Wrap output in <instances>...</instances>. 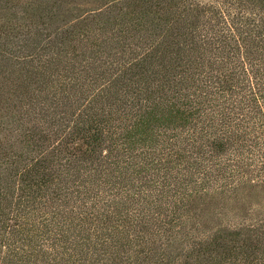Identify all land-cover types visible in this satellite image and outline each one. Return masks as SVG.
Wrapping results in <instances>:
<instances>
[{
    "label": "trees",
    "instance_id": "obj_1",
    "mask_svg": "<svg viewBox=\"0 0 264 264\" xmlns=\"http://www.w3.org/2000/svg\"><path fill=\"white\" fill-rule=\"evenodd\" d=\"M255 4L0 0V264H264ZM191 18L202 21L190 35ZM148 35L160 38L143 66L159 50L177 56L145 87L123 61ZM38 81L42 94L22 101ZM50 111L55 134L75 124L65 146L27 126ZM78 137L106 153L83 164Z\"/></svg>",
    "mask_w": 264,
    "mask_h": 264
},
{
    "label": "rangeland",
    "instance_id": "obj_2",
    "mask_svg": "<svg viewBox=\"0 0 264 264\" xmlns=\"http://www.w3.org/2000/svg\"><path fill=\"white\" fill-rule=\"evenodd\" d=\"M189 2H194L195 4H202L203 6H207L209 4H217L218 2H221L223 0H188ZM253 2H255L257 8H254L255 10H249V11H245V15L246 16H251L252 12H256L258 14H262L264 13V0H253ZM5 11H0V16H3V13ZM234 12V11H232ZM202 21V20H201ZM200 19H193L191 18L190 21H185V31H189L190 35L191 32H194L195 29L200 28ZM139 29H135L133 31H128V37L133 39H138L140 40L141 38L138 37L137 33L138 31L136 30H140ZM149 35L146 37L148 40L146 42H144V44L146 46H143L141 48H138L136 51V54H132L129 56V58H127L126 60L123 61V66H127L129 63L132 65L131 68L129 70L126 71L125 74H123L126 77V80H130L132 79L135 83H137L139 86L141 85H145V87L152 86L153 83L155 82V80H158L161 78V76H163L164 74L167 73L168 71V67H167V63H169L170 61H172L173 58H175L177 55H170L167 54L164 50H159L158 52H156V55L158 57V59L153 55L152 59L147 60V62L144 64L143 66V60L145 58L148 57V52H150V50L155 49V47H158L157 41L159 40V36H152L149 37ZM192 39V38H191ZM137 40V41H138ZM135 41V40H134ZM180 41L184 42V43H178L179 46V51L177 52V54H179V56H182V54H184L186 52V49L183 47L184 44L189 43L190 42V38L188 36H183L181 37ZM152 47V49H151ZM121 48L117 49V53L119 54L122 50H120ZM173 50H175V48H173ZM172 50V51H173ZM128 51V50H127ZM115 52V51H113ZM111 52L109 55H112ZM124 54V53H122ZM167 56V57H166ZM152 76V77H151ZM45 86V82L42 81H38V85H33L32 83L30 84V90H26L25 92H23V87H21L19 89L20 93H18V95H20V97L22 98V101H27L30 99H34L35 97L37 98L38 96H40V94H42L41 92H39V90H42L43 87ZM23 92V93H22ZM30 96V97H29ZM34 97V98H33ZM47 97V94L42 96V102H45V98ZM13 99L15 98L14 96L12 97ZM16 107L19 108L21 106H23V103L21 102V100L19 99L18 101H16ZM14 109L8 107L7 109H5V111H12L14 113L17 114V116H22V120H25V115H23V113L19 112L18 109ZM51 115L49 117H46L45 120H42V118L36 117L34 118L35 120L33 122H30L27 124V126L29 128H33L35 130V132L37 134H46L48 141H45V144H50V145H60V144H65L64 142L67 141V137H63L65 133L67 132H72V130L75 128V124L72 122L66 123V127H62V126H56L55 128L58 129V133L55 134L54 133V129H52L50 127V122L52 121V111L49 112ZM5 115V114H4ZM57 119V118H56ZM5 125L7 124V121H5ZM11 126V125H10ZM9 126V127H10ZM16 126V125H15ZM70 128V129H69ZM13 129V127H12ZM83 134V132H82ZM3 136H5V132H0V138H2ZM78 140V141H76ZM76 140H69V142H74L76 141V143L78 142L79 144H82L83 146V151L86 150V154H78V158L83 161V164H90L92 161L97 160L102 153H106V149L105 147H102L103 145H98L99 143H95V142H90L87 143L88 141H84L83 139H80V137H78ZM73 143L72 147L76 144ZM64 150V147L61 149ZM71 150V149H70ZM64 155V153H61L60 157L62 158V156ZM51 166V165H50ZM132 250H134L135 248H131ZM141 258L143 259L144 257L141 256ZM109 263V262H107Z\"/></svg>",
    "mask_w": 264,
    "mask_h": 264
}]
</instances>
